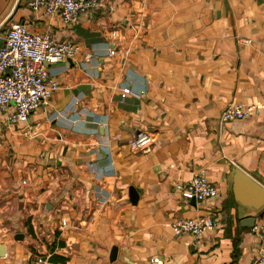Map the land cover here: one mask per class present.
Here are the masks:
<instances>
[{"label":"crops","instance_id":"0c3cea01","mask_svg":"<svg viewBox=\"0 0 264 264\" xmlns=\"http://www.w3.org/2000/svg\"><path fill=\"white\" fill-rule=\"evenodd\" d=\"M103 1L69 27L0 0V34L22 23L80 48L48 64L59 89L28 122L0 109V264H257L264 215L240 224L228 176L264 185V0ZM232 103L258 109L221 120ZM202 171L218 195L194 203L176 186ZM212 216L199 237L171 227Z\"/></svg>","mask_w":264,"mask_h":264},{"label":"built area","instance_id":"2783aa9c","mask_svg":"<svg viewBox=\"0 0 264 264\" xmlns=\"http://www.w3.org/2000/svg\"><path fill=\"white\" fill-rule=\"evenodd\" d=\"M104 4L103 0H30L34 10L42 9L48 14L58 15L65 26H73L82 14ZM0 109L8 111L11 123H26L33 112L46 104L59 89V83L50 77L48 64L61 62L79 52V45L73 39L58 40L49 33H34L25 24L14 23L0 34ZM250 43V39L245 40ZM133 93L130 86L121 92L122 98ZM258 107L248 103L229 104L221 114V120H244L256 114ZM152 136L138 131L131 139L133 148L149 151ZM187 199L198 201L218 195L217 187L208 180L205 171L195 174L190 180L176 186ZM63 222L62 225H66ZM219 224V217L177 219L171 223L176 235L188 234L199 237L213 231ZM264 246V229L260 235ZM161 263L160 258L153 259ZM38 258L35 264L44 263ZM257 264H264V250L260 251Z\"/></svg>","mask_w":264,"mask_h":264},{"label":"water","instance_id":"95a60500","mask_svg":"<svg viewBox=\"0 0 264 264\" xmlns=\"http://www.w3.org/2000/svg\"><path fill=\"white\" fill-rule=\"evenodd\" d=\"M3 40L0 38V45ZM229 190L233 192L234 199L238 208L245 213L240 218L242 226L254 227L258 217L264 215V185L258 182L251 174L239 166H234L228 176ZM130 200L137 204L139 200V191L131 186L129 189ZM195 203L196 199L192 198ZM23 234H17L16 238H23ZM117 246L111 251V259L115 260L117 256Z\"/></svg>","mask_w":264,"mask_h":264},{"label":"rangeland","instance_id":"374dc122","mask_svg":"<svg viewBox=\"0 0 264 264\" xmlns=\"http://www.w3.org/2000/svg\"><path fill=\"white\" fill-rule=\"evenodd\" d=\"M209 200V199H208Z\"/></svg>","mask_w":264,"mask_h":264}]
</instances>
